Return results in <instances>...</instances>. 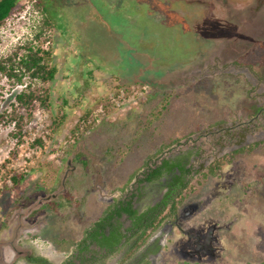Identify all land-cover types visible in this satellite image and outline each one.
<instances>
[{"label": "rangeland", "instance_id": "1", "mask_svg": "<svg viewBox=\"0 0 264 264\" xmlns=\"http://www.w3.org/2000/svg\"><path fill=\"white\" fill-rule=\"evenodd\" d=\"M39 1L38 11L36 0H19L22 9L0 25L3 57L32 38L45 12L55 29L42 47L52 50L57 69L53 81L35 85L48 90L49 106L36 108L15 135L12 124L0 126V264H28L30 253L59 264L67 253L57 241H77L102 209L135 190L143 169L121 187L145 155H154V142L140 154L128 147L121 163L95 151L114 138L127 146L140 139L124 122H135L154 91L178 92L184 111L163 125V141L179 137L165 148L170 154L197 152L195 168L264 140V0ZM20 88L0 77V111L11 109ZM77 151L86 169L74 159ZM232 160L219 175L199 177L183 207L218 211L222 219L244 213L249 235L238 226L232 233L263 259L264 146ZM14 175H23L16 186Z\"/></svg>", "mask_w": 264, "mask_h": 264}, {"label": "trees", "instance_id": "2", "mask_svg": "<svg viewBox=\"0 0 264 264\" xmlns=\"http://www.w3.org/2000/svg\"><path fill=\"white\" fill-rule=\"evenodd\" d=\"M18 2L19 0H0V25L5 24L14 12L22 9V5L19 7ZM41 5V2L36 0L35 7L38 11L40 10ZM44 13L45 12L42 13V19L34 31L32 38L26 40L23 45L16 46L9 54L0 57V77L6 79L11 88L21 86L14 96L11 109L9 111H0V126L12 124L14 128V132H11L10 135H15V133L21 131L23 123L31 118L32 113L36 108L49 106L48 90L42 88L37 89L35 86L37 82L48 83L53 81L57 73L55 65L52 64V50L49 47L46 49L42 47V41L45 40H41L43 35L48 30L55 29L53 21ZM1 98L2 95L0 92V99ZM179 100L180 97L178 92H168L166 90L154 91L147 96L142 110L135 114V122H124L125 126L136 127V130L139 132L137 134L134 132L133 135H140V139L137 140L136 143L127 146L118 143V140L114 138L108 145H102L98 147L99 150L96 149L95 153L100 154L109 161L114 160L120 163L123 161L122 156H125V150H127L128 147L133 154H136L137 149V153L139 154L142 151L148 152L149 149H154V155H145L139 167L132 171L125 185L121 187V192L125 190L126 186L136 177L141 169L146 168L148 160L153 156L158 155L172 143L178 142L179 137L173 135L168 137L167 142L163 141L164 134H167L165 133L166 130L164 131L163 125L165 123L168 124L174 117L176 118L180 113H183L184 109L182 105L179 104ZM177 108H180L181 112H179V109ZM258 112H262L261 108L255 109V114ZM56 126L57 124H54V128ZM196 129H198V126L190 127L188 133H193L192 131L195 132ZM140 142H143L142 147L139 145ZM152 142H154L155 146L148 147L147 150L148 143ZM261 144L264 146V140L237 149L233 151V154H231L230 157L251 152ZM82 154L83 153L77 151L73 156L74 159L79 161L81 166L86 169L88 161L82 159ZM225 157L226 156H222L221 158L214 159L201 174L202 179L208 174H216L217 170L222 168L225 163H229L231 159H226ZM175 170H178L181 173L182 171L183 173L185 171L182 170V167L178 166V163L175 160H163L159 166L151 169L144 179L139 180L140 182H153L163 173L172 172L173 175L171 183H168V189L162 200L155 206L148 208L147 211L137 215V212L132 210L130 201L121 204L119 209L114 204H109L90 223V225L83 230L80 239L77 241H57V244L62 251L67 254H69L70 251L76 253L75 258L71 256V254L70 257L61 264H85L92 260H97L95 252L91 254L90 258L84 257L82 254L84 251L88 250V246L92 243H95L98 247L105 250L103 258L106 256H114L123 248L131 245L117 263L125 264L130 256L137 252L160 226L162 219L157 217L155 209H174L175 211V209H178V207L182 205L185 196L181 197L178 193V188H184L185 186L183 185H185V182L182 181L183 179L181 180L177 177ZM186 172L188 173L189 170H186ZM22 178L23 175H14L12 179L13 185L16 186ZM192 189L193 187H189L184 193L188 194ZM121 214H126L128 218L133 220V225L126 230V232H130V236L128 237L125 234H121V224L116 221ZM167 215L170 214L167 213ZM123 237L126 238V240L124 244L119 247L117 244ZM156 251L157 248L153 252ZM23 260L28 264H52L46 258L35 256L33 253L25 255ZM145 264H149V262L145 261Z\"/></svg>", "mask_w": 264, "mask_h": 264}, {"label": "flooded vegetation", "instance_id": "3", "mask_svg": "<svg viewBox=\"0 0 264 264\" xmlns=\"http://www.w3.org/2000/svg\"><path fill=\"white\" fill-rule=\"evenodd\" d=\"M246 146L238 145L234 149L217 158L226 156V159L232 160L233 157H230V155L233 154V151ZM166 150L167 149L163 150L148 161L146 168H143L142 174L134 182L136 185L135 190H125V193L121 195V197L116 198L115 201H112V204L119 209L121 204L130 201L132 210H135L137 215H140L147 211L148 208H151L159 203L168 189V183H171L173 177L172 172L163 173L156 181L153 182H140L139 180L144 179L146 174L149 173L151 169L159 166L163 160H175L178 163V166L182 167V170H185L184 173L183 171L181 173L178 170H175L177 177L181 180L183 179L182 181L185 182V185H183L185 186L184 188H178V193L181 197L185 196L187 199L191 194H193L198 187V178H202L201 174L214 159L206 165L196 166L195 168L192 163L197 152L192 149H187L186 151L170 154ZM166 153H168L167 156ZM226 164L228 165L229 163H225L224 166ZM222 168L218 169L216 174H208L205 178L207 179L209 177L219 175ZM186 170H189V172L187 173ZM194 179H196L195 182H193ZM191 185L194 187L192 191L188 194L186 193V195L184 192H186ZM184 203L185 202L183 201L182 205H180L178 209H175V211L174 209H155L157 217L162 219L160 226L154 232L157 234L153 233L147 242L137 252L130 256L125 264H145V261H148L149 264H161L166 260H168L169 264H236L235 262H239L240 264H250V262L255 264H264V258L261 259L260 254L257 253L258 249L256 246L248 244L246 239H237L232 233L233 227L235 228L238 226L240 228H244L246 230V235H249L247 231L248 229L250 230L248 227L249 224L246 225V227L244 225L246 222V216L244 213L238 212V215L233 216L231 219H224V217L222 219V213H219L218 211L215 214L211 212V209H198L196 206L184 208ZM167 213L170 215H167ZM238 220L239 223L236 225ZM116 221L121 224V234H125L127 237L130 236V232H126V230L133 225V220L128 218L126 214H121ZM241 224H243V227ZM166 231L170 232L173 237L163 240L164 238L159 237L158 235H160L161 232L165 233ZM254 233L255 232H252L250 235L253 236ZM125 240L126 238L123 237L117 245L121 247ZM237 240L242 241L239 245V249L234 248L233 244L234 242H237ZM248 241H250V239H248ZM165 245H168L169 257L173 259H169V257L166 258V253L164 251ZM130 246L131 245L123 248L114 256H106L103 258L105 250L98 247L95 243H92L88 246V250L84 251L82 254L84 257L90 258L93 252L96 253L95 257L97 260H92L85 264H117ZM156 248L157 251L153 252ZM234 250L235 252L238 251V255H231ZM34 255L42 256L52 264H57L51 261L48 255ZM70 255L75 258L76 253H72V251H70V253L67 254L59 264L70 257ZM114 258L115 261L110 263V260Z\"/></svg>", "mask_w": 264, "mask_h": 264}, {"label": "crops", "instance_id": "4", "mask_svg": "<svg viewBox=\"0 0 264 264\" xmlns=\"http://www.w3.org/2000/svg\"><path fill=\"white\" fill-rule=\"evenodd\" d=\"M102 210H103V209H102ZM102 210H101V211H102ZM95 218H96V217H95ZM95 218H94V219H95Z\"/></svg>", "mask_w": 264, "mask_h": 264}]
</instances>
